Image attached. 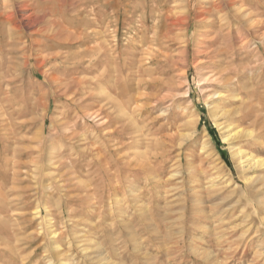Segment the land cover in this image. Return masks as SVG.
Instances as JSON below:
<instances>
[{
  "label": "rangeland",
  "instance_id": "obj_1",
  "mask_svg": "<svg viewBox=\"0 0 264 264\" xmlns=\"http://www.w3.org/2000/svg\"><path fill=\"white\" fill-rule=\"evenodd\" d=\"M22 1L0 0V264H264V0H30L46 21L10 37Z\"/></svg>",
  "mask_w": 264,
  "mask_h": 264
},
{
  "label": "bare ground",
  "instance_id": "obj_2",
  "mask_svg": "<svg viewBox=\"0 0 264 264\" xmlns=\"http://www.w3.org/2000/svg\"><path fill=\"white\" fill-rule=\"evenodd\" d=\"M32 1V0H31ZM30 0H23L22 2H20V7L18 8L20 11H22V12H24V13H26V14H24V15H21V19L20 20H15V14L13 15V16H10V17H8V18H6L5 19V22L8 24V23H10V24H15L16 22L15 21H17V23H18V25H17V27L16 28H12L10 31L9 30H7L8 31V35L11 37H13L14 36V34H12V33H16V31L17 30H23V28H32V30H33V28L34 27H36L37 25H39L41 22H43V21H46V19H47V17L46 16H40V17H34L32 14L34 13H30L29 11H31L32 9H31V7H30V5H29V3L31 2ZM35 1V0H34ZM41 1V0H40ZM56 1V0H55ZM114 1V0H113ZM220 1V0H219ZM46 2V1H45ZM44 2V3H45ZM59 2H60V0H59ZM220 2H222V1H220ZM14 3V2H13ZM34 3V2H33ZM32 3V4H33ZM43 3V2H42ZM43 3V4H44ZM53 3V2H52ZM56 3V2H55ZM77 3V2H76ZM81 3H83V2H81ZM38 4V3H37ZM54 4V3H53ZM223 4V3H222ZM35 5V4H34ZM52 4H50V6H51ZM59 5H60V3H59ZM14 6V5H13ZM39 6V5H38ZM89 6V5H88ZM101 6V5H100ZM53 8H54V6H52ZM55 7H56V5H55ZM71 7V6H70ZM83 7V6H82ZM88 8V7H87ZM103 8V7H102ZM104 9V8H103ZM13 10V9H12ZM15 10V9H14ZM49 10H50V8H49ZM56 10H57V8H56ZM55 10V11H56ZM88 10H89V8H88ZM52 11H53V9H52ZM51 11V12H52ZM63 11V10H62ZM87 11V10H86ZM50 12V11H49ZM61 12V11H60ZM114 12V11H113ZM208 12V11H207ZM87 13H88V11H87ZM136 13V12H135ZM50 14V13H49ZM56 14V13H55ZM55 14H53V16H55ZM59 14V13H58ZM89 14V13H88ZM88 14H86L87 16H88ZM94 14V13H93ZM204 14V13H203ZM203 14H201L200 15V19L202 18V15ZM38 15V14H37ZM160 15V14H159ZM61 16V15H60ZM1 18V17H0ZM102 19V18H101ZM101 19H100V21H101ZM113 19V18H112ZM104 20H105V18H104ZM103 19H102V21H104ZM101 21V22H102ZM116 21V20H115ZM207 21V20H206ZM205 21V22H206ZM85 22V21H84ZM114 22V21H113ZM117 22V21H116ZM201 22L203 23L204 22V20L202 19L201 20ZM53 23V22H52ZM177 25H179L180 27H184V26H186V23H187V19L185 18V17H183V18H179V19H177ZM51 24V23H50ZM133 24V23H132ZM108 24H106V26H107ZM134 25H136V24H134ZM95 26V25H94ZM101 26V25H100ZM109 26V25H108ZM54 27V26H53ZM142 27V26H141ZM132 28H135V26L133 27L132 26ZM163 28V27H162ZM36 29V28H35ZM43 29V28H42ZM109 29V28H108ZM138 29H139V27H138ZM37 30V29H36ZM46 30V29H45ZM54 30V29H53ZM107 30V29H106ZM116 30V29H115ZM132 30V29H131ZM134 30V29H133ZM35 31V30H34ZM50 31V30H49ZM48 31V32H49ZM61 31H62V29H61ZM87 31V30H86ZM138 31V30H137ZM160 31H161V29H160ZM9 32H11V33H9ZM22 32V31H21ZM45 32V31H44ZM57 32V31H56ZM74 32V31H73ZM92 32V31H91ZM100 32H102V31H100ZM114 33H115V31H113ZM140 32V31H139ZM37 34H43V31H41V30H37V32H36ZM52 33V32H51ZM63 33V32H62ZM104 33V32H103ZM110 33V32H109ZM109 33H107V36L106 37H108V34ZM20 35H21V33H19ZM112 34V33H111ZM111 34H109V35H111ZM160 34V33H159ZM49 35V34H48ZM61 35V34H60ZM66 35H68V34H66ZM82 35V34H81ZM95 35V34H94ZM94 35H92L93 37H94ZM98 36H101V34H97ZM133 35H135L134 33H133ZM17 36V35H16ZM52 36V35H51ZM65 36V35H64ZM103 36V35H102ZM53 37V36H52ZM56 37V36H55ZM51 38V37H50ZM54 38V37H53ZM112 38H114V36L112 37ZM136 38V37H135ZM47 39V38H46ZM60 39V38H59ZM83 39V38H82ZM97 39V38H96ZM103 39V38H102ZM101 40V39H100ZM57 41V40H56ZM87 41V40H86ZM97 41H98V39H97ZM135 41V40H134ZM59 42V41H58ZM64 42V41H63ZM67 42V41H66ZM133 43H135V42H133V39L131 40V44H133ZM209 44V43H208ZM0 45H1V40H0ZM46 45H47V43H46ZM51 45H52V43H51ZM128 45V44H127ZM130 45V44H129ZM49 46V45H48ZM47 46V47H48ZM58 46V45H57ZM57 46H55V47H57ZM65 46V45H64ZM50 48V47H49ZM130 50H133L134 51V49L130 46V48L127 50L128 51V54L127 55H131V56H133V52H130ZM102 51H106V47L104 46V43L103 44H100V45H98V47L95 49V46H94V48H88L87 49V51L86 52H88V54L89 55H93V57L95 58V62H96V64H99L101 67H102V69L104 68L103 67V64H105V63H103V61L102 62H100V60H98L97 58H98V56H99V54H100V52H102ZM220 51V50H219ZM91 53V54H90ZM80 54H81V52H79V53H77L76 54V57H79L78 59H82L81 58V56H80ZM152 54V53H151ZM161 53L158 51L157 52V54H154L153 53V65H154V67H155V65H156V68H154V69H144V70H141V71H139V73L141 74V75H152V74H154L155 72H157L158 70H160L161 69V67H160V65L159 64H161V61H162V59H160L161 58ZM219 55V54H218ZM222 55V54H221ZM103 56V55H102ZM125 57V56H124ZM134 57V56H133ZM164 58H167L168 59V57H166V56H163ZM59 58V57H58ZM130 58H132V57H130ZM122 59V58H121ZM124 60V59H123ZM68 61V60H67ZM106 61V60H105ZM110 61V60H109ZM108 61V62H109ZM1 62V61H0ZM59 62V61H58ZM68 62H70V61H68ZM73 62V61H72ZM92 62V61H91ZM79 63L80 62H75L74 64H77L76 66V68H74V71H75V73L76 72H79V67L81 66V65H79ZM123 63V65H122V69H126L127 68V70L129 71V74L128 75H133V73H132V71H133V66H134V61L133 60H131L130 62H128V60H126V62H125V60L122 62ZM43 65V64H42ZM98 65V66H99ZM112 65V64H111ZM158 65V66H157ZM60 66V65H59ZM82 66H83V64H82ZM101 67L97 70L98 71V77H97V79H96V81L95 82H91V81H87V80H78L77 82H76V88H77V93H83L85 90H88L89 92H88V94H91V92L92 91H94V90H96V91H102V90H100L101 88H102V85H103V83H104V75H105V68L103 69V70H101L100 71V69H101ZM138 67H139V65H138ZM144 67V66H143ZM63 68V67H62ZM141 68H142V66H141ZM121 69V70H122ZM226 70V69H225ZM224 70V71H225ZM73 71V70H72ZM215 73V72H214ZM222 73V72H221ZM138 76V75H137ZM46 78H47V76H45ZM57 80V79H56ZM55 80V81H56ZM74 81V80H73ZM221 81V80H220ZM58 82V81H57ZM56 82V83H57ZM72 83V82H71ZM126 83V82H125ZM74 84V83H73ZM70 86V85H69ZM93 88V89H92ZM103 89V88H102ZM76 90V89H75ZM73 91V90H72ZM72 91H70V92H72ZM103 92H105V91H103ZM94 93V92H93ZM101 94H103V95H101ZM101 94H96V95H98V96H100V98L101 99H99V97H98V104H100V103H103V102H105V101H107V102H105V103H107L106 105H112L113 106V108L112 109H116V111L118 112V110H120V111H122V113H123V116H125V113H124V111L122 110V107H120L121 105H119L116 101H115V99H113L112 97H111V94L110 93H101ZM70 95V94H69ZM71 95H72V93H71ZM71 95L69 96V97H71ZM74 96V95H73ZM121 96V95H120ZM36 97V96H35ZM80 97H82V96H80ZM34 100V99H33ZM72 101V100H71ZM35 102V101H34ZM76 102V101H75ZM94 102V101H93ZM39 104H41V103H39ZM43 104V103H42ZM82 104V103H81ZM38 105V104H37ZM105 105V106H106ZM36 106V105H35ZM47 106V105H46ZM45 107V106H44ZM108 107V106H107ZM39 108V107H38ZM43 108V107H42ZM105 107L103 106L101 109H100V112L102 111V109H104ZM78 109H81V108H78ZM88 109V108H87ZM110 109V108H109ZM35 110V109H34ZM43 110V109H42ZM87 111V110H86ZM111 111H113V110H111ZM115 111V110H114ZM108 112V111H107ZM86 113H88V112H86ZM102 113V112H101ZM100 113V114H101ZM105 113V112H104ZM120 113V112H119ZM121 113V114H122ZM73 114V113H72ZM115 114V113H114ZM114 114L112 115V116H114ZM69 115V114H68ZM95 115V114H94ZM97 115V114H96ZM225 115V114H224ZM63 116H65V114L63 115ZM88 116V115H87ZM90 116V115H89ZM227 116V115H226ZM112 118V117H111ZM69 119V118H68ZM71 119H72V116H71ZM81 119V118H80ZM66 120V119H65ZM74 120V119H73ZM91 120V119H90ZM74 122V121H73ZM103 122H105V121H103ZM119 122V121H118ZM69 124V123H68ZM71 124V123H70ZM111 125V124H110ZM70 126V125H69ZM72 126V125H71ZM80 126V125H79ZM105 127V126H104ZM114 127V126H113ZM74 129H75V127H74ZM71 130V129H70ZM69 130V131H70ZM73 131V130H72ZM65 132V131H64ZM63 132V133H64ZM62 133V134H63ZM244 133L245 132H242V130L241 131H238V132H236L233 136H232V138H234V137H236V136H240V135H244ZM248 133V132H247ZM246 133V135L247 136H250V135H252V134H247ZM81 134V133H80ZM72 135V134H71ZM75 135V134H74ZM78 137V136H77ZM71 138V136L69 137V139ZM73 139V138H72ZM71 139V140H72ZM70 140V141H71ZM79 143V142H78ZM73 152V151H72ZM149 160V159H148ZM156 161V160H155ZM154 160H151V161H149V162H145L144 160H143V158L142 157H140V159L138 160V162H137V165H136V168H135V171L137 172L138 171V173H139V171H144V170H147V166H153V164H155L156 162H155ZM249 164H251V166H255V168L256 167H261V166H264V162L262 161V160H259V159H256V158H251L250 160H249ZM74 165V164H73ZM130 167V166H129ZM71 170H72V168H71ZM73 171H75L74 169H73ZM136 172H135V174H136ZM74 173V172H73ZM76 174V173H75ZM134 174V175H135ZM75 176V175H74ZM73 177V176H72ZM79 183V182H78ZM71 184V183H70ZM77 186V185H76ZM80 189V188H79ZM65 208V207H64ZM79 238V237H78ZM80 239V238H79ZM76 241V240H75ZM78 241V240H77ZM83 242V241H82ZM82 245V244H81Z\"/></svg>",
  "mask_w": 264,
  "mask_h": 264
}]
</instances>
